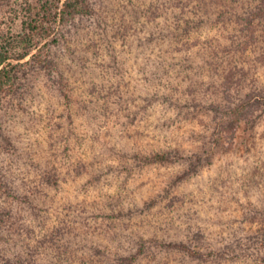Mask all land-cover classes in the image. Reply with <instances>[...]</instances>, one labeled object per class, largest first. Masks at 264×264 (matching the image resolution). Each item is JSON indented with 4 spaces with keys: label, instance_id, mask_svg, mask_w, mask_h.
<instances>
[{
    "label": "rangeland",
    "instance_id": "1",
    "mask_svg": "<svg viewBox=\"0 0 264 264\" xmlns=\"http://www.w3.org/2000/svg\"><path fill=\"white\" fill-rule=\"evenodd\" d=\"M22 1L19 0L14 8H22ZM103 1L108 4L106 9L100 8L103 14L100 13L98 19L81 20L79 27L72 34H67L58 46V51L62 52L66 63H73L75 60L72 61V58L85 50L95 64V69L92 70L94 78H90L88 82L85 77L88 74L75 68L78 64L69 69L68 76L70 74L71 80L79 84L72 105L67 103V98L60 92L55 77L33 63L30 56L26 59L31 61L30 64L23 66L18 77L17 83L21 88L13 95L6 96L5 103L1 105L0 167L7 170L9 177L16 182L15 185L23 194H30L34 190L36 179L51 167L47 164L48 161L59 165L58 169L62 171L66 183L59 189H38L36 202L39 206L34 209L20 199L0 193V206L5 208L0 210L3 216H9V210L13 209V218L10 221L12 226L0 238V264H19L16 261L17 256L26 261L31 256L34 258H30L33 264H52L55 247L43 244L40 249H36V245L53 230L67 228L66 213L69 212L62 205L71 202L76 206L72 209L76 214L67 215L76 219L79 233L77 240H86L88 234L85 231L90 230L92 236H88V241L91 242L90 238L93 237L98 245L105 246L110 240L105 235L108 228V234H120V239L111 243L112 248L120 244L125 248L133 246L132 249H135L144 238L150 240L151 251L147 249L148 253L137 264H248L250 261H243V257L238 259L239 262L216 256L209 259V251L200 258L188 257L177 251L162 249L154 240L159 238L170 241L180 238L189 241L194 233H199L203 236V252L212 243L233 247L241 244L238 249L246 254L249 252L247 248H253L257 241L249 245L246 239L255 232L264 233V179L257 177V165L264 171V120L259 124L254 138L249 139L243 123L240 124L235 150L216 151L211 159L212 164H204L198 174L171 186L170 193L166 194L163 189L170 185L187 163L131 167L129 152L132 151L133 140L125 136L132 134L131 137L135 140L137 129L148 133L147 137L140 133L136 140L135 147L143 152L163 149L166 146H180L190 152L202 151L207 150L208 141L211 146L210 142L215 137L212 135L214 125L210 115L190 113L182 119L174 120L170 128H156L154 123L157 122V117L171 115L170 111L164 112V108L158 106L159 111L153 112L149 120L143 119L141 113L139 121L133 127H127L125 112L133 107L144 110V95L148 87L173 89L178 80L171 75L172 79L163 78L156 83L146 81L142 70H145L144 61L148 53L143 45L137 47L131 42L128 45L123 42L122 37L114 41L119 51H123L119 52L121 64L114 62L113 54L103 53L100 48L98 38L104 26L111 31V25L120 20L123 14L132 12L135 6L147 9L152 0H140L139 3L138 0ZM174 2L175 0L173 5H176ZM178 10L171 4L161 7L158 9L161 15L151 22L161 27L167 20H176ZM21 14L14 21L3 15L0 18V32L2 29L6 32L10 28L20 31ZM145 20H149V13ZM99 22L103 23L102 26ZM149 24L150 22L143 21L140 25L145 29ZM262 28L263 39L256 46L257 49L247 50L240 56L244 64L240 72L241 86L245 88L264 86V24ZM206 30L201 31L204 32L202 40L206 39ZM143 32L138 31V35L143 37ZM215 32L216 30L212 31L213 34ZM160 48L158 45L153 52L161 51ZM204 52L208 53V49L199 50L196 56L203 60L200 56ZM194 65L198 73L193 77L190 87H187L188 80L182 82V88L187 87L184 91L188 93V88H195L198 96L209 91V94L221 97L217 93L218 89L211 87L212 82L218 80L215 71L200 60ZM90 84L97 86L96 93L92 91L95 94L91 109H96L93 113H87L82 107L91 97L86 98L87 93L84 94L81 88H88V92L92 88ZM120 94L128 97L119 101ZM143 114L145 116V112ZM67 144H70L68 154L65 153ZM97 151L100 152L97 162L102 163L105 160L102 167L105 170L113 168V171L108 176L105 172L102 182L98 185L90 184L87 187L88 192L85 193L86 190L81 187L83 183L88 184L87 180L91 175H85L84 179L83 176L70 173L66 165L70 163L71 166L73 161L79 159L89 162ZM254 176L259 180L253 178ZM245 180L247 184L244 186ZM152 197H158V201L151 211L142 214L138 211L130 218L114 215L110 219L99 218L86 222V213L96 211V205L105 206L108 214H118L121 209L130 205L128 203L143 208L145 203H150ZM117 199L123 200V203L119 205ZM25 225L30 226L29 230ZM237 229L238 235L234 232ZM221 237L222 242H218L217 239ZM259 248L261 251L257 262L253 264H264V248ZM257 251L258 247L253 249V257L257 256ZM3 254L4 257L1 258Z\"/></svg>",
    "mask_w": 264,
    "mask_h": 264
},
{
    "label": "trees",
    "instance_id": "2",
    "mask_svg": "<svg viewBox=\"0 0 264 264\" xmlns=\"http://www.w3.org/2000/svg\"><path fill=\"white\" fill-rule=\"evenodd\" d=\"M18 1L0 0V18L7 15L14 21L22 13V28L20 31H13L10 28L6 32H3L5 31L3 29L0 32V108L5 103L6 96L13 95L15 91L21 88L17 83L18 77L20 72L23 71V66L27 63L30 64V60L55 77L54 79L59 83L60 92L67 98V103L71 106L73 100H75L73 98L79 84L71 80L70 74L68 76L69 69L78 64L75 68L84 71L83 74H88L85 75L88 82L90 78H94L92 70L95 69V64L92 58L87 56L85 50L76 58H72V61L75 60L73 63H66V58L63 57L62 52L58 51V46L62 44L67 34H72L79 27L81 20L98 19L103 14L101 9H106L108 4L103 0H23L20 2L22 8H14ZM139 2L140 0H138ZM172 2L173 0H152L147 9L135 6L132 12L128 11L129 14L128 12L123 14L120 20L111 25V31L104 26L100 32L101 36L99 35L98 38L103 53L113 54L114 62L117 64H121L119 52H123L119 51L115 44L118 39L122 37L123 42L127 44L131 42L137 47L143 45V49L147 50L148 53L144 61L145 70H142L146 81L156 83L162 81L163 78L172 79L171 75L173 79L178 80V84L172 87L173 89L161 90L157 87H148L144 95V110L133 107L124 114L128 128L133 127L139 121L141 113L143 119L148 118L149 120L153 112L159 111L158 106L164 108V112L169 113L170 111L171 115L162 118L157 117V122L154 123L156 128H170L173 126L174 120L182 119L184 115L187 116L190 113L210 115L211 123L214 125L212 135H215V137L210 142L211 146H209L208 141L207 150L190 152L180 146H166L163 149L158 148L143 152L137 149L139 147H135L136 140L140 133L145 137L148 136V133L137 129L135 140L134 137H131L132 134L125 136L133 140L132 151L129 152V158L132 162L131 167L141 168L146 165L164 166L181 162L187 163L182 172L180 171L175 179L170 182V185L163 189L166 194L170 193L171 186L198 174L200 167L204 164H212L211 159L216 151L235 150L238 145L237 129L240 124L243 123L246 134H249V139L250 137L254 138L259 124L264 120V86L242 87L240 75L242 67H244L240 58L241 54L250 49L256 50V46L263 39L261 33L264 24V0H175L176 5H173ZM170 4L172 7L179 9L176 12L178 18L165 21L161 27L152 24L151 20H155L161 15L158 9L168 7ZM98 5H100L99 8ZM147 13H149V20H145ZM143 21L150 22L145 29L140 25ZM99 24L102 26L103 23L99 22ZM202 30H206L205 33H208L205 40H202L204 33L201 32ZM213 30H216L214 34L212 33ZM138 31H144L143 37L138 35ZM158 45L161 46V51L154 53L153 50ZM197 49L198 51L208 49V53L204 52L200 56L203 60L196 56ZM29 56L30 60H26ZM197 60L209 64V67L215 71L218 80L214 81H218V83L213 81L211 87L214 86V90L218 89L217 93H220L221 97L209 94V91L204 93L203 96H198L195 88H188V93L184 91L193 84V77L198 73V69L194 65ZM201 66L203 65L201 64ZM139 71L141 72V70ZM215 74H212L214 78H216ZM187 80L189 84L187 87L182 88V82ZM90 86L92 88L88 92V88H81L84 94L87 93L86 98L91 97L82 105L87 113H93L96 110L91 109V104L94 103L92 98H94L97 91V86L95 84H90ZM93 90L95 93L92 92ZM133 93L135 94V91ZM126 97L128 95H118L119 101ZM21 107L25 108L24 106ZM88 109H91L90 112L87 111ZM71 115L72 113H70ZM69 145L67 144L66 154L70 149ZM99 153V151L93 153V159L89 162H83L81 159L77 161L71 159V162L73 161L72 165L70 166V163L66 165L70 173L83 176L84 179L85 175H91L87 180L88 184H82L81 189L86 190L85 193L88 192L87 187L90 184L98 185L102 182L105 172L108 176L110 171H113V168L107 169L106 167L107 170H105L102 167L101 164H105V160L102 163L97 162L98 157H100ZM47 164H50L51 167L36 179L34 190L30 194H23L20 188L15 185L16 182L9 177L7 170L0 167V193L20 199L23 203H28L32 209L38 208L39 203L36 202L38 189L42 190L44 187L59 189L61 185L66 183L63 180L62 171L58 169L59 165L55 162L51 163V161H48ZM257 169L259 170L257 177L264 179V171L261 170L259 165H257ZM257 177L254 176L253 178ZM246 184L247 181L244 186ZM160 196L163 198L162 195ZM158 197H152L150 203H145L143 208L128 203L130 205L121 209L118 214H108V212H105V206L96 205V211L86 213V222L99 218L110 219L114 215L130 218L138 211L141 214L151 211L158 201L156 199ZM116 201L119 205L123 203L121 199ZM62 206L69 214H76V211L72 210L76 207L72 202L65 203ZM4 209L0 206V210ZM12 212L13 209L12 211L9 210V216H3L0 211V238L12 226V222H10L13 218H11ZM67 214V228L53 230L36 245V249H40L43 244L55 247L52 264H137L148 253L147 249L149 250L151 247L150 240L142 238L143 240L135 249H132L133 246L125 248L120 244L112 248L111 243L120 239V234L118 236L113 232L108 234L109 228L105 230V235L111 240H108V245H98L93 237L90 238L91 242L88 241V236H92L90 230L85 231L88 234L86 240H77L79 233L76 228V219ZM25 226L29 230L30 226ZM106 226L108 227V224ZM234 232L236 235L239 234L238 229ZM63 236H66V238ZM258 238L261 240L258 241ZM202 239L203 236L194 233L189 241L180 238L179 240L171 239L170 241L158 238L154 242H158L162 249L170 252L177 251L192 258H200L209 251V259L216 256L239 262L238 259L243 257V261H250L248 264L257 262L258 254L261 251L259 246L264 248V233L260 232L250 234L246 239V243L249 245L257 241L251 250L247 248L249 251L247 254L238 249L241 244L233 247L232 245L225 246L212 243L203 252ZM222 239L221 237L217 240L222 242ZM214 240L216 241V239ZM229 246L231 247L228 248ZM257 247V256L253 257V249ZM3 257L4 254L1 258ZM30 258L29 261H26L17 256L16 261L19 264H33L34 262Z\"/></svg>",
    "mask_w": 264,
    "mask_h": 264
}]
</instances>
